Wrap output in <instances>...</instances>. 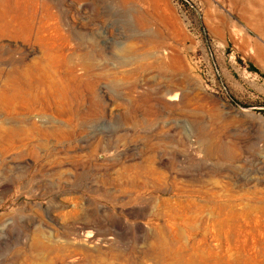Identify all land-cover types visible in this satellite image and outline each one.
I'll list each match as a JSON object with an SVG mask.
<instances>
[{"label":"rangeland","instance_id":"obj_1","mask_svg":"<svg viewBox=\"0 0 264 264\" xmlns=\"http://www.w3.org/2000/svg\"><path fill=\"white\" fill-rule=\"evenodd\" d=\"M44 2L47 52L0 36V264H264V0Z\"/></svg>","mask_w":264,"mask_h":264},{"label":"bare ground","instance_id":"obj_2","mask_svg":"<svg viewBox=\"0 0 264 264\" xmlns=\"http://www.w3.org/2000/svg\"><path fill=\"white\" fill-rule=\"evenodd\" d=\"M38 6V0H0V36L3 37L4 35H8L25 40L32 39L33 43L40 45L47 52L52 44L51 36L59 37L62 34L59 23L54 21L52 25L49 24V21L54 18H52V15L49 12V6L44 2L43 5H40L41 11L38 10ZM26 15H28V17H26ZM60 38L62 37H59V39ZM30 74L31 73H29V71L23 69H18L15 71V74H13V76L10 78L9 82V85H11L15 95L20 96L24 94L25 96L30 94L29 86L32 84ZM165 95L166 99L171 101H174L178 98V92H167ZM6 100L7 92H2L0 94V103L5 102ZM4 137L5 136L0 133V143H10L9 139ZM83 235L84 239H86L91 234L86 232V234ZM81 238H83V236ZM33 244L34 247L41 246L42 243L38 236H35ZM74 257H70L69 261Z\"/></svg>","mask_w":264,"mask_h":264}]
</instances>
